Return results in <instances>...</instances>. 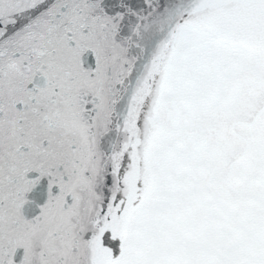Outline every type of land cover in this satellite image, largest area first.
<instances>
[{
  "label": "snow or ice",
  "instance_id": "1",
  "mask_svg": "<svg viewBox=\"0 0 264 264\" xmlns=\"http://www.w3.org/2000/svg\"><path fill=\"white\" fill-rule=\"evenodd\" d=\"M0 264H264V0H0Z\"/></svg>",
  "mask_w": 264,
  "mask_h": 264
}]
</instances>
